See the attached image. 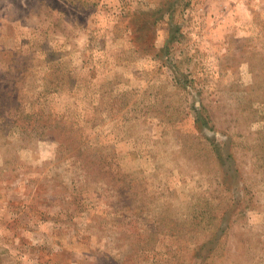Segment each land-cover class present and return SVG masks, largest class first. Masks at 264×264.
<instances>
[{"label":"rangeland","instance_id":"obj_1","mask_svg":"<svg viewBox=\"0 0 264 264\" xmlns=\"http://www.w3.org/2000/svg\"><path fill=\"white\" fill-rule=\"evenodd\" d=\"M0 264H264V0H0Z\"/></svg>","mask_w":264,"mask_h":264}]
</instances>
